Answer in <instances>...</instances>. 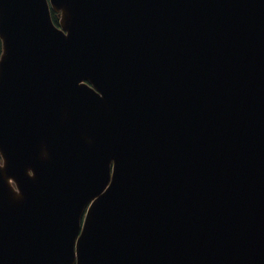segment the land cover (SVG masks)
<instances>
[{
    "label": "water",
    "instance_id": "95a60500",
    "mask_svg": "<svg viewBox=\"0 0 264 264\" xmlns=\"http://www.w3.org/2000/svg\"><path fill=\"white\" fill-rule=\"evenodd\" d=\"M0 39V264H264V0H0Z\"/></svg>",
    "mask_w": 264,
    "mask_h": 264
},
{
    "label": "trees",
    "instance_id": "16d2710c",
    "mask_svg": "<svg viewBox=\"0 0 264 264\" xmlns=\"http://www.w3.org/2000/svg\"><path fill=\"white\" fill-rule=\"evenodd\" d=\"M52 17H53L54 22H57V15L52 13ZM0 52H1V42H0Z\"/></svg>",
    "mask_w": 264,
    "mask_h": 264
}]
</instances>
